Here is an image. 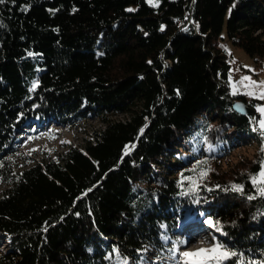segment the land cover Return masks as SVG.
<instances>
[{"label":"trees","instance_id":"obj_1","mask_svg":"<svg viewBox=\"0 0 264 264\" xmlns=\"http://www.w3.org/2000/svg\"><path fill=\"white\" fill-rule=\"evenodd\" d=\"M225 41L264 68V0L0 3V264H138L191 219L217 230L205 264H264V133L232 106L255 100L230 92ZM89 116L103 128L83 147L15 165L33 124Z\"/></svg>","mask_w":264,"mask_h":264},{"label":"rangeland","instance_id":"obj_2","mask_svg":"<svg viewBox=\"0 0 264 264\" xmlns=\"http://www.w3.org/2000/svg\"><path fill=\"white\" fill-rule=\"evenodd\" d=\"M224 48L231 58V66L228 73L230 92L235 94L241 93L247 99L255 100L252 109L257 114L258 129L264 133V128L260 126V121L264 120V111L260 110L264 109V98H262L264 97V85L260 84V82H264V68L258 65L241 46L234 45L230 41H225ZM260 61L263 62V60ZM244 77H248L249 79L245 80L243 79ZM107 117L111 119H124L126 115L109 114ZM42 124L45 125L37 129H34L36 124L31 125L30 131L22 133L18 139L19 141L15 145L16 152L13 156L18 169L23 166V161H44L57 157L68 146L83 147L87 140L92 139L95 133L103 128L101 119L94 116L78 119L68 126L55 121H47V123ZM230 135L231 139L236 137L234 136L236 134L232 135L230 133ZM254 151L255 148L252 144L247 147L240 146L220 160L202 162L197 167L198 173H200V180L204 179L202 181L208 184L209 181H213L210 179V172L218 174L225 172L234 163L250 157ZM23 156H25L24 159H22ZM262 170L264 168L257 173L254 178L255 181L260 182L261 177L258 174ZM261 186L264 189V183H261ZM195 226L198 227V230L204 229L206 231L199 234V237L194 234L191 237L190 241L195 240L194 244L198 247L197 250L191 249L192 244H189L190 241L185 243V236L182 233L180 236L176 234L183 243L175 244L173 239L167 240V244L172 249L170 254H159L152 248L147 249L142 261L138 264H205L202 260L203 255L215 252L212 251L214 248L217 250V230L213 229L208 220H198ZM188 244L190 249H188ZM3 249H5L4 244L0 243V250ZM201 249L204 251H200ZM185 252H188L190 255L185 257L183 255ZM128 260L126 259V261ZM127 264H131V261L127 262Z\"/></svg>","mask_w":264,"mask_h":264},{"label":"snow or ice","instance_id":"obj_3","mask_svg":"<svg viewBox=\"0 0 264 264\" xmlns=\"http://www.w3.org/2000/svg\"><path fill=\"white\" fill-rule=\"evenodd\" d=\"M2 2H4V0H0V3H2ZM129 11H132V9H129ZM151 63V62H150ZM243 79H245V80H247V79H249L248 77H244ZM253 83H256V82H253ZM260 84L261 85H264V82H260ZM262 98H264V97H262ZM261 111H264V109H260ZM260 126H261V128H264V120H261L260 121ZM141 132H143V129H141ZM260 177H261V180H260V183H264V170H262L261 171V173H259L258 174ZM234 188L236 189V190H242L241 188H240V186H234ZM261 191V194L262 195H264V189H261L260 190ZM250 199L251 198H253V197H249ZM208 223H212L211 221H208ZM163 239H165V240H167V237H163ZM181 243H183V242H181ZM147 249H145V251H146ZM200 251H204L203 249H201ZM212 251H216V249L214 248V249H212ZM183 255L185 256V257H187V256H189L190 254L188 253V252H185V253H183ZM232 255H237V253H233V252H228L227 250H225L223 253H222V255H221V259H228L229 258V256H232ZM124 264H127V261L125 260L124 261Z\"/></svg>","mask_w":264,"mask_h":264},{"label":"water","instance_id":"obj_4","mask_svg":"<svg viewBox=\"0 0 264 264\" xmlns=\"http://www.w3.org/2000/svg\"><path fill=\"white\" fill-rule=\"evenodd\" d=\"M232 106L237 112H240V113H243V114H247V115H250V116L254 115V110L251 107H249L242 100H238V99L234 100L232 102Z\"/></svg>","mask_w":264,"mask_h":264}]
</instances>
